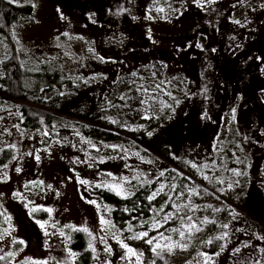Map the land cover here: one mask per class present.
<instances>
[{
	"label": "rangeland",
	"instance_id": "1",
	"mask_svg": "<svg viewBox=\"0 0 264 264\" xmlns=\"http://www.w3.org/2000/svg\"><path fill=\"white\" fill-rule=\"evenodd\" d=\"M11 3L31 10L9 32L24 84L42 70L61 75L60 81L71 80L73 87L45 88V99L53 101L58 114L42 130L21 127L16 107L6 100L0 104V158L11 152V158L0 164V215L5 220L0 229V264H79L70 247L68 231L73 228L91 233L78 231L87 241L88 264H129L117 238L144 253L142 264L153 260L203 264L200 252L212 257L209 264H264V239L258 238L264 237L263 223L255 227L252 211L208 202L202 191L189 197L188 189L182 188L172 196L181 191L186 195L164 210L175 213L172 203H191L199 213L181 208L180 215L196 214L197 223L209 221L199 224L203 230L186 250L177 248L159 259L142 240L126 239L148 230L164 213L155 212L148 227L126 234L114 222V204L105 200L106 192H113L96 185L128 178L132 184L124 186L129 191L154 184L151 193L161 183L172 184V173L166 164L128 144L92 136L100 120L106 119L118 135L150 130L155 148L172 145L167 149L171 158L191 164L204 160L210 170L222 166L224 155H229V181L240 167L250 180L241 187L245 191L241 204L264 221V0H199L202 6L196 0ZM9 52L8 42L0 38V79L5 76L1 61ZM122 95L131 98L121 100ZM142 97L152 106L142 105ZM172 106L176 108L172 122L152 128L156 120L172 115ZM145 115L151 118L143 119ZM161 171L164 176L156 180ZM258 173L263 175L259 180ZM145 181L155 182L141 187ZM169 190L165 188L167 194ZM101 217L115 227L102 225ZM179 226L175 219L159 231L178 240L170 229ZM225 232V240L213 239ZM149 235L159 239L157 232ZM209 239L213 243H204Z\"/></svg>",
	"mask_w": 264,
	"mask_h": 264
},
{
	"label": "trees",
	"instance_id": "2",
	"mask_svg": "<svg viewBox=\"0 0 264 264\" xmlns=\"http://www.w3.org/2000/svg\"><path fill=\"white\" fill-rule=\"evenodd\" d=\"M30 12L29 6H17L8 0H0V38L5 39L10 47L9 56L1 61V68L5 76L3 79H0V104H2L3 100H6L7 104L10 103V105L16 107L17 111L21 114L19 121L21 127L27 126L33 130H42L44 126L50 127L53 118L58 114L55 111V107L53 108L51 106L53 101L51 99H45L46 90L48 88L58 87L60 90L69 91L72 89L73 83L71 80L60 81L61 75L57 77L55 73H47L40 70L32 74L31 82L24 84L25 81L20 74V61L18 60L17 51L13 43L10 42L9 32L11 26L20 17L27 16ZM41 89L44 90L40 92ZM172 107H174L172 108V115L156 120L152 128L164 124L168 125L172 122L174 109H176L175 106ZM79 116L81 118L84 117L82 114ZM100 123L101 126L95 129L96 133L92 134L93 137H104L107 140H117L130 145L143 156H149L157 162L166 164L168 167L167 172L172 173V175L167 173L169 177L171 179L175 177V179H172V183L178 186L188 185V188H194L201 183L198 190L204 193L208 202L217 203L226 208H230V205H232L249 209L255 216L251 223L257 228L261 226L259 223H263L264 225V221L254 213L250 206L241 204L245 192L241 190V187L250 181L248 175L235 176V178L229 181L230 170H232V162L230 161L229 155H224L222 166L217 169L210 170L204 167V165H207L203 163L205 162L204 160L192 163L198 166L197 168H193L191 163L173 159L167 154L169 152L167 149L170 150L172 145H168L169 148L165 145L163 148H155L148 135L150 130L146 132L145 130L138 131L136 135L126 137L114 133L112 128L114 125L106 119L100 120ZM10 158L11 152L5 151L0 158V164L4 165ZM238 171L243 173L244 168L240 167ZM205 176L209 177V179H205ZM262 176V174H259L257 180L261 179ZM218 181H223V183H219ZM229 184H231L230 188ZM153 186L154 184L147 185L144 189L138 190L135 195H132L128 199H121L110 192H106V195H104L106 201L114 204L115 208L112 211L114 222L124 233H130L128 231L130 225L131 231L140 229L141 224H144V228L148 227L151 222V216L164 204L165 200L161 198L162 195L157 196L151 202L147 200L146 197L154 189ZM182 188L177 187L176 192ZM185 189L187 190V188ZM169 191L170 193L168 195H174L176 193L171 190ZM164 196L167 197L166 195ZM197 204L198 202L196 201ZM197 213L199 212L197 211ZM195 215H192L193 218ZM145 221L148 223H145ZM4 223V217L0 215V229ZM68 234L71 241L70 247L78 254L79 264H88L90 261V252L84 234L78 231H68Z\"/></svg>",
	"mask_w": 264,
	"mask_h": 264
},
{
	"label": "snow or ice",
	"instance_id": "3",
	"mask_svg": "<svg viewBox=\"0 0 264 264\" xmlns=\"http://www.w3.org/2000/svg\"><path fill=\"white\" fill-rule=\"evenodd\" d=\"M9 2H13V0H9ZM197 2V6H202L199 4V0H196ZM210 2H214V0H210ZM159 11H163V9H159ZM234 23H239V21H234ZM197 47H200V45H197ZM102 59V58H101ZM133 76L136 75V73H132ZM157 87H159V85H157ZM141 88H143V86H141ZM137 91H140V89H137ZM144 93H148L149 90L147 88L143 89ZM131 97H126V96H120L119 99L121 100H126V99H130ZM149 99H152L151 95L149 94ZM111 103V102H109ZM140 103L143 104H147L149 107H151V104H148V100L144 99L143 97L140 100ZM233 112H235V110H233ZM143 119H150L151 117H149L148 115H145L142 117ZM113 123H115V121H112ZM44 135H48V133H44ZM149 136L152 135L151 132L148 133ZM105 147H108V145H105ZM114 149L116 146H112ZM37 160L39 159V157H36ZM103 162V161H101ZM239 162V161H237ZM193 168H197L198 166L196 164H192L191 165ZM204 167H208V165H204ZM17 171L19 172L20 169H17ZM175 171V170H173ZM233 174L235 176H241V175H245L246 173H242L238 170H233ZM182 175V174H181ZM164 176V171L160 172V176L156 178V180H159L160 177ZM205 179H209V177H204ZM132 179H138V177H133ZM172 179H175V177H173ZM113 181H116V178L113 177ZM81 184H88L89 182L86 180H80L79 181ZM155 181H145L143 182L140 186L143 187L145 186V184H151L154 183ZM219 183H223V181H218ZM125 184H132V180L128 179V178H121L118 182H113V183H108V184H104V185H96L97 187H105L107 188L109 191L113 192L116 196L120 197L121 199H128L130 196L135 195L134 192L129 191L127 188H125ZM135 187V186H133ZM169 188L172 192H176L177 187H183V188H187V195L189 197L191 196H199L200 192H199V185H197L194 188H188V185H182V186H178L174 183L169 184V185H165L163 183L160 184L159 188L155 189L154 191H152L146 198L149 202L155 200L157 198V196L163 194V195H167V200L164 202L163 205H161V207L156 210V216H160V213H164V215L162 217H160V219H153L152 223L150 224L148 230L145 231H140V232H133L132 235L126 237V239L128 240H137L140 241L142 240L145 244L150 246V249L152 251V253L154 254V256H156L159 259H164V255L168 254L171 255L177 248L181 249V250H186L192 240V237L202 231L203 229L199 226V224H204V223H208L209 221H207V219H202L199 221V223H197V221L193 218L192 215H188L187 212H191V213H195L197 211V207L193 206L191 203L189 204H175L172 203V207L174 209H176V212H164V209L166 207H168L169 202L173 201L174 199H180L181 197L185 196L186 193L181 191L179 193L176 194L175 197H173L172 195H168L165 192V188ZM231 187V184H229V188ZM14 195H20L19 193H14ZM89 203H93L95 204V201H88ZM184 208L187 209V212L181 216L180 215V209ZM49 211L50 210H47ZM218 211V210H217ZM6 219H10V218H6ZM175 219H179L180 221V226L179 227H173L170 229V233L172 234H177L179 236L178 240H173L172 235H165L163 232H160L159 229L164 228V226L168 223L171 222V220H175ZM39 223V221H38ZM100 223L102 225H110L111 227H115V225H111L110 221L105 220L103 217H101ZM145 223H148L147 221H145ZM41 227L43 228L44 225L41 224ZM68 227H72L71 225H69ZM141 228L144 227V224L140 225ZM223 228L227 229L228 225L224 224L222 225ZM102 231L104 229H101ZM73 231H83L88 233L89 235H91V233L88 231L87 228H80V229H76L73 228ZM128 231H131V225L129 226ZM150 232H157L159 239L155 236H150L149 233ZM63 234V233H61ZM227 238V233H222L221 235H218L216 237H214V240L220 241V240H225ZM259 239H264V237H258ZM161 241H164V243H162ZM187 241V242H185ZM120 247L122 249H124V259H127L129 261V264H142V257L144 256V253L142 251H137L136 249L132 248L130 245H128L127 243H125L124 241L120 240L119 238H117L116 241ZM19 243H23V241H20ZM204 243L206 244H211L213 243L212 239H209L207 241H205ZM248 245L245 244V247H247ZM89 247H91V242L89 243ZM221 250H223L224 245L221 244L220 245ZM94 250V249H93ZM107 252L111 253V249L107 248L105 249ZM236 252H239L240 249L237 248L235 249ZM70 255H75L74 253H69ZM220 253H216V255L218 256ZM200 256L204 257V261L203 264H209V261H211L212 257L208 256L206 253L204 252H200L199 253ZM0 259H3V257H0ZM152 264H156V261L153 260ZM256 264H261L260 261H256Z\"/></svg>",
	"mask_w": 264,
	"mask_h": 264
}]
</instances>
